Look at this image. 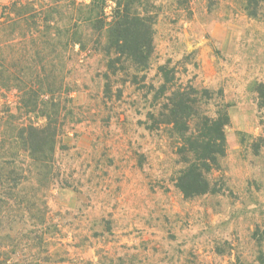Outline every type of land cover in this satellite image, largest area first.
<instances>
[{
  "label": "rangeland",
  "instance_id": "obj_1",
  "mask_svg": "<svg viewBox=\"0 0 264 264\" xmlns=\"http://www.w3.org/2000/svg\"><path fill=\"white\" fill-rule=\"evenodd\" d=\"M14 1L0 0V56L4 45L24 82L11 84L33 85L19 71L48 58L70 112L51 169L0 206V264H264V2L251 17L245 0H144L157 13L154 54L134 77L108 71L86 28L84 48L50 37L46 21L71 26L91 0ZM162 66L171 84L213 92L210 112L229 105L226 154L208 176L216 193L186 197L180 140L169 125L148 129ZM4 79L0 136L29 121Z\"/></svg>",
  "mask_w": 264,
  "mask_h": 264
},
{
  "label": "trees",
  "instance_id": "obj_2",
  "mask_svg": "<svg viewBox=\"0 0 264 264\" xmlns=\"http://www.w3.org/2000/svg\"><path fill=\"white\" fill-rule=\"evenodd\" d=\"M110 2L114 6L108 16ZM262 2L264 0H245V10L251 17H257ZM19 3L16 0L12 6L16 7ZM144 3V0H91L84 16L81 11L76 12L71 26L60 27L58 22L52 24V20H48L46 27L55 31L54 36L50 34L51 38L62 34L67 47L80 44L83 48L84 42L77 37L82 27L86 28L88 41L104 61L107 60L106 67L110 73L130 74L134 71L132 75L136 77L149 68L154 54L153 26L157 13L142 10ZM0 25H4V21ZM12 61L3 45L0 80L5 78L7 90H18V112L25 114L29 121L0 136V206L5 207L19 197L23 192L19 189L26 182L38 181L45 171L51 169L60 130L63 129L66 114L70 112L67 111L70 99L64 92L63 82L58 89L54 88L55 75L52 71L55 70L51 67L49 71L46 70L51 65L50 59L41 58L40 69L27 66L29 72H26V68L19 71L24 78L33 75L35 85L25 86L11 84L24 83L21 77L12 78L11 68H15ZM159 71L163 83L157 89L151 86L148 92L154 93L152 110L149 112L152 125L148 129L169 125L173 135L180 140L176 154L182 167L177 174L176 187L186 197L216 193L217 188L211 184L208 176L219 168L226 154L225 129L230 121L229 105L217 103L214 105L216 110L210 112L213 92L171 84L174 81L171 71L164 66ZM33 118L42 119L44 123L37 124Z\"/></svg>",
  "mask_w": 264,
  "mask_h": 264
}]
</instances>
